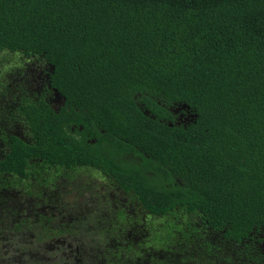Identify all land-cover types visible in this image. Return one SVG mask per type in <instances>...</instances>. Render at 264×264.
Masks as SVG:
<instances>
[{
    "label": "trees",
    "instance_id": "obj_1",
    "mask_svg": "<svg viewBox=\"0 0 264 264\" xmlns=\"http://www.w3.org/2000/svg\"><path fill=\"white\" fill-rule=\"evenodd\" d=\"M0 53L5 252L264 264V0H0Z\"/></svg>",
    "mask_w": 264,
    "mask_h": 264
},
{
    "label": "rangeland",
    "instance_id": "obj_2",
    "mask_svg": "<svg viewBox=\"0 0 264 264\" xmlns=\"http://www.w3.org/2000/svg\"><path fill=\"white\" fill-rule=\"evenodd\" d=\"M20 56V55H19ZM17 54L16 55H12V57H9V55L4 54V53H0V82H3V84L5 85V81H7V77L11 76L12 77V73H17L18 71L21 70V68L24 66V64L26 63H21L20 57ZM5 82V83H4ZM1 88V87H0ZM4 95H0V99L2 98V102L8 100V102L10 100H14L18 97V93L12 88L11 93L9 95V97H1ZM104 184H102V188H104ZM100 189V190H101ZM99 190V191H100ZM103 191V190H101ZM79 201H83L82 199H80ZM53 239H50L47 241L48 244L51 245H47L45 242V246H40V245H32L31 247H33V250L30 251V253L28 252L27 254L30 255L27 258H21L22 256L20 255L19 251L16 250V252L12 249V252H5L6 251V247L0 245V252L2 253V258L1 261L3 262V264H59L61 257H62V253L65 255L64 257H69V255H72L73 252L80 253L81 249L78 250L77 243H74V239L72 238V234L66 233L63 235H60L58 233H56L55 235H52ZM68 241L69 245L66 244V242H62V241ZM73 243V244H71ZM80 246V245H79ZM45 247V250L41 249ZM26 249V248H23ZM13 258V259H12ZM35 258V261H34ZM13 260H16V262H11Z\"/></svg>",
    "mask_w": 264,
    "mask_h": 264
},
{
    "label": "flooded vegetation",
    "instance_id": "obj_3",
    "mask_svg": "<svg viewBox=\"0 0 264 264\" xmlns=\"http://www.w3.org/2000/svg\"><path fill=\"white\" fill-rule=\"evenodd\" d=\"M16 85V84H15Z\"/></svg>",
    "mask_w": 264,
    "mask_h": 264
}]
</instances>
